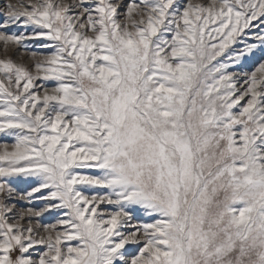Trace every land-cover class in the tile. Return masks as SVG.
Returning <instances> with one entry per match:
<instances>
[{
    "label": "snow or ice",
    "instance_id": "6c2138e0",
    "mask_svg": "<svg viewBox=\"0 0 264 264\" xmlns=\"http://www.w3.org/2000/svg\"><path fill=\"white\" fill-rule=\"evenodd\" d=\"M0 15V264H264V0Z\"/></svg>",
    "mask_w": 264,
    "mask_h": 264
},
{
    "label": "rangeland",
    "instance_id": "374dc122",
    "mask_svg": "<svg viewBox=\"0 0 264 264\" xmlns=\"http://www.w3.org/2000/svg\"><path fill=\"white\" fill-rule=\"evenodd\" d=\"M8 2H11V3H17V0H0V12L3 11V9H4L5 5H6V3H8ZM194 2H195V0H194ZM2 19H3V16L0 15V20H2ZM2 48H3V46L0 45V59L5 58V57H4V53H3V51H2ZM18 51H19V49L12 50V51L9 53V55H10L11 58L14 59L17 63H23V64H25L29 69H31V68H32V64H33V62H32V61H31L26 55H24L23 58H19V57H17L16 53H17ZM255 67H256V64H255V62H253V63L246 64V65L243 66V68H239V69H237V70L240 71V72H251L252 70H254ZM0 139H2V137H0ZM19 187H20L21 189H26V188L28 187V185H26V184H22V185H20ZM35 206L38 207L39 204H37V205H35ZM41 219L43 220L44 218H41ZM54 219H55V216H54V215H49L48 219H47V220H44V222H45V223L53 222Z\"/></svg>",
    "mask_w": 264,
    "mask_h": 264
}]
</instances>
